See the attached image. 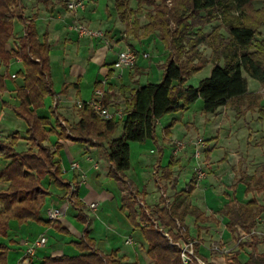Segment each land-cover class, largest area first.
<instances>
[{
	"label": "trees",
	"instance_id": "obj_1",
	"mask_svg": "<svg viewBox=\"0 0 264 264\" xmlns=\"http://www.w3.org/2000/svg\"><path fill=\"white\" fill-rule=\"evenodd\" d=\"M112 1L118 19L124 25L125 38L131 36L142 42L157 36L167 49L168 58L162 66L160 82L142 85L133 78L131 84L120 87L119 90L125 96L122 118H101L86 102L77 108L79 121L70 127L73 140L97 141L100 146H106L110 178L126 185L130 143L148 139L157 142V122L166 114L186 109L198 99L203 101L202 111L205 114H214L224 107L233 110L238 118L244 117L247 112H257L258 119L264 120L263 96L248 91L247 78L243 75L245 73L264 86V36L260 31L264 26V6L255 8L259 0ZM24 9L22 0H0V66L8 69L9 63L16 60L22 65V70L16 74L22 82L14 90L19 104L13 108V112L27 125L28 144L25 150L17 151L15 147L19 137L16 135L0 141L3 150L1 157L5 162L0 170V183L7 184L6 189L0 190V238L7 235L10 215L19 220L43 222L41 210L48 195L45 180L49 185L66 189V196L70 194V185L62 182L61 169L55 160L60 144L53 147L47 144L52 132L51 124L47 118L37 114L45 98L56 95L51 81L50 44L47 34L42 39L37 32L36 14L28 18L24 15ZM144 10L146 23L141 24L139 16ZM16 20L22 23L23 34L14 38L13 24ZM206 27H211V31L205 32ZM11 42L12 46L7 48ZM199 46L209 48L217 59L210 75L193 87L186 85L187 79L200 71L208 61ZM131 49L138 55L135 49ZM220 61L223 65L219 64ZM7 76L0 72V96L7 91ZM71 86L65 85L62 92H67ZM97 86H100L99 83ZM108 99L109 96L104 97L106 106ZM3 104L6 106V103ZM53 114L59 139L67 140L58 115L55 111ZM119 126L121 134L114 138ZM169 129H164L166 136L169 135ZM258 144L264 145V137ZM159 153L160 159L161 150ZM177 166L178 161L173 156L164 167L158 163L155 171L157 190L165 191L169 186L174 193L169 199L161 195L159 203L150 209L149 214L137 206L130 194L123 196L121 201L120 211L125 214L133 230L140 231L146 243L145 253L152 264H183L179 249L171 246L169 240L154 228L155 222L176 241L179 234L176 232L175 220L182 225H185L188 215L194 217L195 224L212 220V217H206L196 207H189L196 178L193 176L187 186L178 188L179 172L174 175ZM240 180L244 182L247 193H263L264 165L257 174L243 175ZM74 194L70 199L79 210V220L86 227L84 236L74 243L77 253L44 256L39 263L33 262L34 255L30 256V264H138L102 255L94 248V243L85 234L89 219L81 213L83 206L73 198ZM219 214L227 218L226 228L235 235L238 246L249 249L244 262L235 255L228 264H264V252H257V245L264 242V236L261 240L254 234L257 218L264 215V203H258L255 199L245 203L229 201L219 210ZM45 223L66 233L59 221L49 220ZM238 231L248 236L249 241L240 242V238L236 237ZM186 235H189L188 231ZM196 248H199V241ZM7 251L8 248L0 243V264H7ZM201 258L205 260V257Z\"/></svg>",
	"mask_w": 264,
	"mask_h": 264
},
{
	"label": "rangeland",
	"instance_id": "obj_2",
	"mask_svg": "<svg viewBox=\"0 0 264 264\" xmlns=\"http://www.w3.org/2000/svg\"><path fill=\"white\" fill-rule=\"evenodd\" d=\"M50 1V2H49ZM46 2V4H42L40 0H22V3L24 4V15L28 18H31L33 16V13L36 12V9L43 10L44 6L49 7L51 3H56L57 0H49ZM264 1V0H263ZM83 3L85 4V11L88 13H91L92 9H95V13L92 14V21L99 23L101 22L100 31L104 33V36L102 39H96V38H88L85 37L83 40H77V38L74 36L73 33H67L65 30H63L62 27L60 29H54V25L56 23L55 20H51L48 15H39L36 20V29L40 36L44 37L47 33V39L48 43L50 44V51H49V60H50V72H51V81L53 85V90L56 92V94H59V100H58V111L62 114H65V110L67 107H73L75 105V102L78 100L75 94L76 89L71 88L68 91V95H63L61 91L63 90V87L65 85H72L74 83L78 82L79 90H80V98L88 100L92 94V89H94L95 84V78L98 75V67L93 65L89 62L91 56L94 52V45L100 43L103 41V44H106V30L113 28L112 24L116 25L118 24V17L115 13V10L113 8V1L112 0H83ZM258 3V1H257ZM259 4V3H258ZM134 5V4H133ZM106 6L108 7V10L111 14L110 19L106 16ZM145 10L143 13L139 16L141 24L146 23V19L144 18ZM110 22H108L109 20ZM91 24L88 28L94 29L98 28L95 27L97 23ZM217 23H214L216 25ZM205 32H210L211 27H206L204 29ZM261 33L264 36V26L261 28ZM225 34V31H223ZM23 34V25L19 20L14 21L13 24V36L14 38L20 37ZM117 40H120V33L117 32ZM67 38L71 39V41H65ZM132 40H129L127 45L124 43V41H120L117 45L116 49L124 50L128 48V46L134 47V49L138 52H140L142 49L147 51L148 57L147 58H140L139 62L143 65V67L146 69L148 74L141 75L136 77L140 70L136 69V67H133L129 70H125V83L131 84L129 75L131 72L132 78L137 79L139 84H146L148 82H160L163 70L162 66L165 64L168 53L167 49L164 47V45L159 41V39L156 37H153L150 41L144 40L142 42H138L136 39L130 36ZM101 40V41H100ZM143 46V48H141ZM146 47V48H145ZM199 50L203 51L206 59L208 60L206 65L197 73L189 77L186 81V85H191L193 87H197L200 83V81L210 75V71L213 67V63L216 61V57L213 54V52L209 48H205L204 46H199ZM142 53V52H141ZM139 55V54H138ZM139 58V57H138ZM220 65H223V62L220 61ZM22 70V65L20 63L11 61L9 63L8 69H4L0 66V71L2 73H5L9 77L11 74H17L19 71ZM138 71V72H137ZM82 75V79L80 81H77V75ZM246 78L247 75L244 74ZM6 77V86L7 91L0 96V134L2 135V140L5 141L8 140L11 136L16 135L19 137V140L16 145L17 151H22L27 148L28 144L26 142V131H27V125L26 123L18 118L15 113L13 112V108L18 107V101L15 98V95L12 93L15 90L16 86L21 85V78L18 77L16 80H11ZM104 77V76H103ZM249 79V78H248ZM249 85L252 86L254 81L249 79ZM72 87V86H71ZM122 97H125L124 94L119 91ZM264 92V91H263ZM6 103V106L3 104ZM202 100L198 99L194 103L190 104V112L185 113L186 117L191 116L197 120L196 124L198 127V136L194 137L195 139L201 138V139H211V129L216 122H218L219 118L212 120L209 124L205 122H202L204 119L205 113L202 111ZM56 112L55 106H54V99L52 96H48L45 98L43 102V106L39 107L37 109V114L40 117L47 118L50 121L52 132L49 134L48 142L47 144L51 147L60 144V148L56 154L57 160L63 159L66 163V153L63 149V145H61L63 142L59 139V130L56 126V117L54 116L53 112ZM72 112V111H71ZM181 112H172L169 114L164 115L159 123L156 125V136H157V142H155L153 139H148L145 142H131L130 143V167L125 172V176L127 179L131 180L133 182V186L136 187L139 191H142L143 188L148 191L149 197L146 199V203H148V207L153 206V202H157L159 197L161 196L160 191L157 190V187L154 185V179H153V164L159 159L160 157V148H162L163 145V127L167 126L168 122H170L172 116L179 117ZM210 118V116H208ZM222 122V129L220 130V142L219 146H226L227 143L223 138V135L226 132V129H228V123L230 125L236 124V130L239 128V126L243 127L245 126L246 122H248L249 126L255 130V132L261 134L260 136L264 135V120L261 121L258 119L257 112L251 113L247 112L244 117L238 118L235 114V112L231 109H227V118ZM66 118L68 121L72 124L75 118L73 119L72 115H66ZM201 119V121L199 120ZM59 123L61 124V121L59 120ZM66 126H63L61 124V127L64 129L66 136L68 139H74V135L71 133L70 127L71 125L66 121H64ZM245 123V124H244ZM238 126V127H237ZM232 127V126H231ZM242 130H246L245 128H242ZM241 132V131H240ZM250 132V131H248ZM176 135L178 134L180 136V130L176 128L175 131ZM244 133V132H242ZM121 134V127L119 126L114 134V138L119 137ZM213 134V133H212ZM241 136L239 135L238 138ZM261 139V138H260ZM231 139L228 141L230 142ZM232 142V141H231ZM72 143V142H71ZM70 145V144H69ZM264 146V145H263ZM70 147H73V150L76 152H82L85 149V146L73 142ZM194 147L191 146L189 149L192 152H188L186 157H184V163L182 164L183 168L182 171L179 173V179H178V187L184 188L185 185L189 182L192 173L194 172V168L196 167V162L193 157L194 155ZM219 152L216 153L217 156L222 154V149L219 148ZM187 151V150H186ZM172 150L170 147H165V155L162 158V167L167 165L168 162L171 159ZM3 153V150L0 148V170L4 167V160L1 157V154ZM201 156L204 155V151H202ZM96 157H98V154H96ZM262 167L257 168V173L260 171ZM206 177L209 175V170L206 169L205 171ZM243 173V172H241ZM178 172L175 170L174 175L176 176ZM85 181L88 183L87 185L82 186V191L86 190L88 194V198L91 200H97L99 197L102 196V193L105 192V190L115 193V190L119 189V186H123L122 184H118L115 182V180L111 178L102 179L99 182L103 185H99L91 179H85ZM130 182V181H129ZM131 182V183H132ZM0 186H2V183H0ZM44 186H47V183L44 182ZM126 190V185L123 186ZM48 188V187H47ZM224 188V187H222ZM115 189V190H114ZM227 189V188H226ZM54 189L50 188L48 195V198L45 201L44 208L41 212V217L46 219L45 210L47 208L51 209H58L61 214H65V217H61V221L63 222L64 226L68 228L69 234L63 233L59 230H56L53 228L52 232L47 233V238L49 239V243L51 245L60 243V242H66L69 243V241L78 240V238L83 233L84 229L86 228L84 224L81 223V221L78 218L77 210L73 207V205L67 201V199H54L55 193L53 191ZM172 189L168 186L166 190L163 192L166 194V198H170L172 195ZM212 191V190H211ZM223 192V191H222ZM211 193H207L206 195L209 196ZM137 194L134 192L132 195L133 197ZM93 198V199H92ZM215 198V197H214ZM217 198V197H216ZM54 199V200H52ZM136 199V198H135ZM220 200L224 201V198L219 197ZM240 199L243 202H246L248 199H255L259 203H264V192L263 193H252L251 196L247 195H241ZM99 201L103 202V200L98 199ZM89 201V202H90ZM138 201V200H137ZM210 201V200H209ZM218 202V201H217ZM118 204V200H117ZM110 204L106 207L104 205H101L99 208L98 214H100V211H104L106 214V226L100 221L97 220L92 213H89V218L92 221L90 224V229L94 228L96 233H99V239L106 240V247L109 244L112 248H121V250L128 251L132 248L136 247L141 249L140 244L143 246L144 251H140V255L136 259V262L139 264H152L149 260V258L145 254L146 249V243L139 231H133L131 225L127 222L125 219V216L121 213L114 212L112 208H110ZM214 218H211L212 220L206 221L205 225H202L203 228L198 232L197 227L193 224L194 223V217L189 216L187 219L186 229L189 230L191 233L192 238L196 237L199 241L200 249L202 250V254L205 255L206 260L205 262L207 264H228L231 259L237 255V258L239 261L244 262L247 259V254L249 249L246 248H240L238 246V241L234 239V236L227 233V230L225 228V223L227 219L220 216L219 214L212 213ZM103 220V219H102ZM105 220V219H104ZM90 221V222H91ZM257 226L254 229V234L258 238H262L264 236V215L259 216L257 218ZM13 221L10 222V229H8V239L9 237L18 239H15L19 242L20 234L13 232L14 226ZM201 224V223H200ZM26 229V228H24ZM52 229V228H51ZM26 232V231H25ZM15 235V236H14ZM236 237L240 238V242L249 241V237L246 236L242 231H238L236 233ZM5 238H2V241L4 240L5 243L9 244V253H8V262L9 264H17V261L19 259H22L24 257V253H21L19 250V247H15L13 245H10L9 240ZM106 238V239H105ZM128 238H131V243L128 245H124V241ZM262 240V239H261ZM201 242V243H200ZM217 249V250H212ZM212 250V251H210ZM205 251V253L203 252ZM74 248H70L68 251H62L61 255H71L74 253ZM257 252L263 253L264 252V242L257 245ZM60 255V256H61ZM40 260H36L34 263H39ZM20 264H30L29 259H25Z\"/></svg>",
	"mask_w": 264,
	"mask_h": 264
},
{
	"label": "crops",
	"instance_id": "obj_3",
	"mask_svg": "<svg viewBox=\"0 0 264 264\" xmlns=\"http://www.w3.org/2000/svg\"><path fill=\"white\" fill-rule=\"evenodd\" d=\"M40 1H42L40 3L46 4V2L49 0H40ZM65 1L68 2L71 0H57L56 3L55 2L51 3L49 7L44 6L43 10L37 8L36 12L33 14H36L37 18L41 14L42 15H48V17H50L51 20L56 21V23L53 27L54 29H60V27H62L63 30H65L67 33H73L74 36L77 38V40H83V38H85V37H79L77 35V33L72 29V27L75 23H81V24H84L88 27L91 24H93L95 21L94 20L92 21L91 16L93 13H95V9H92L91 13L90 12L87 13L85 11V8H84V10H81V9L69 10L67 8V5L66 6L64 5ZM258 3L257 2L255 3L256 9H260L264 6L263 0H259ZM106 16L109 19L111 17V14H110L107 6H106ZM37 18L35 19V23H36ZM110 21L111 20H109L108 22H110ZM95 23H97V22H95ZM97 25H98V28H94V30L100 29L101 22L97 23L95 25V27H97ZM112 25H113V28L106 30V44H103L104 42L101 40H100L101 41L100 43L95 44L93 55L91 56V58L89 60L90 63H92L93 65L98 67V73H97L98 75L95 78L96 82L94 84V89H92L93 91H92L90 98L88 100L80 98V90H79L78 82L72 84V87H70L69 89H71V88L76 89L75 94H76V97L78 99L76 102H88L93 98V94H94V91L96 89L103 90L105 97L109 96L108 106H106V105H104V106L108 109V111L110 113L114 114L118 111H121V113L123 111V103H124L125 98L122 97V95L119 92L120 87L129 85V84L125 83V80H126L125 70L120 71V70L114 69V67H113V63L116 60L117 53L119 51H121V49H116V48H117V45L120 41H124V43H126V45H127L128 41L132 40V39L130 37L125 38L126 36L124 33V25L120 21H118L117 25H116V23L112 24ZM117 32L120 33V40H117L118 39L117 35H116ZM40 38L43 39L42 36H40ZM152 38H153V36L151 38H148L145 40L150 41ZM65 41L66 42L71 41V39L67 38ZM12 44H13L12 42L10 44H8L7 48L11 47ZM128 48L134 49V47H132L130 45L128 46ZM141 48H143V46H141ZM143 53H147V51L142 49L140 52H138L139 58L136 61V69H138L140 71L139 72L137 71L139 74L136 77L148 74L146 69L139 62L140 58H143L142 57ZM1 67H3V66H1ZM136 77L134 78L135 80H136ZM247 77L255 82L250 87L249 79L247 78L248 91L253 92V93L262 94V96H263L262 103L264 104V92H263L264 86L261 85L258 81L250 78L249 76H247ZM129 78H130V81L132 83L133 78H132L131 72H130ZM9 79L16 80L17 77L14 79H12L10 77ZM77 79H78L77 81H80L82 79V75L80 73L77 75ZM97 83H99L100 86L99 87L97 86V88H96ZM69 89L67 90V92L63 93L61 91V93L66 96V95H68L67 93H68ZM12 93L15 95L14 91ZM53 99H57V101H58L59 100V94H56L55 96H53ZM202 103H203V101H202ZM117 105H119V107ZM57 107H58V104H57ZM57 107L55 108L56 114L58 115L59 120L61 122L67 121L71 126H74L79 121V117L77 115V107L75 105L73 107H71L72 112L70 111V107H67L65 110V114L60 113L58 111ZM189 110H190V106L187 107L186 109L182 110V111H178V112H181L180 114H182V115H180L179 117H177L175 115L172 116V118H171L170 122H168L167 126L163 127V145H162V148H160V150L162 152L161 158L158 159L152 165L153 166V179H154L155 187H157L156 178H155V171H156L158 163L162 167L161 164H162V158L165 155V147L168 146L172 150L175 141L186 142L187 146L183 151L178 153L177 156L172 155L175 158V160L178 161V166L174 168V171L176 170L179 173L182 171V168H183L182 164L184 163V161H183L184 157H186V155L189 151L192 152L189 148L192 146L191 143H192V141H194V137L198 136L197 135L198 134V127L196 124L197 120L195 118L191 117L190 115L186 117L185 113H187V112L189 113L190 112ZM66 115H72L73 119L75 118L76 120H74V122L71 124L68 121V119L66 118ZM204 116L205 117H204V119H202L203 120L202 122H205V124L206 123L209 124L212 120H215L217 118H219V120H218V122H216V124H214L212 126V129L210 130L213 133V134L211 133V139H204L203 138V140L205 142V146L202 149L204 151V155H205L204 156V162H205V168L204 169H205V171H206V169L209 170V175L207 178L203 179L199 183H196V186H195V188L191 194L188 205H189V207H196L199 211L204 213V215L206 217L214 218L212 213L219 214V210H221L229 201H236L238 203H242V201L240 199L241 195H247V196L252 195V193H247L245 191V184L240 179L243 175L252 176L254 174H257V168L262 167L264 165V146H261L258 144L260 138L264 137V135L260 136L261 134L255 132V130H253V128H251L249 126L248 122H246V124L244 123L245 126H243V127L239 126V128L237 130H236V124L230 125V123H228V129H226V132L223 135V138L226 141L227 145L225 147L224 146L222 147V146H219L220 130L222 129V122L225 119H229V117L227 118V109H225L224 107H220L214 114H205ZM208 116H210V118ZM116 118H118V117H116ZM120 118H122V117H120ZM199 120L201 121L200 118H199ZM159 121L157 123H159ZM166 127H170L169 133H168L169 135H167V136L164 134V129ZM176 128H178L180 130V136L178 134L176 135V133H175ZM242 128H245L246 130H242ZM248 131H250V132H248ZM242 132H244V133H242ZM239 135L241 136L240 138H238ZM230 139L232 142L231 141L228 142ZM62 142H63L61 144V145H63L62 150H64L66 153V156H65L66 157V163H65V160L61 159V157L59 160H57V158L55 157V160L58 162V165L61 169L62 182L67 183L69 185L73 183L75 185V194H74L73 198H75L76 200H78L82 204L83 210L81 213H83V215L89 219V224L87 226V230H86L85 234L87 235V237L89 239H91V241L94 243V248L100 254L107 255V256H114L115 258H123V259H125V261L130 262V263L136 262V259L141 254L140 251H144L143 246L140 244L141 249L134 247L128 251L127 250L126 251L121 250V248H112L109 244L106 247V240H101V238L99 239V236H100L99 233H96L97 231L95 232L94 228L90 229V224L92 223V221L89 218V213H92V215L97 220L99 219L106 226V214L104 213V211H100V214H98L99 208L101 205H104L106 207V204L107 205L110 204V206H111L110 208H112V210L115 213L116 212L118 213V211H119V213H121L125 216V214L120 211L121 205H122V202H121L122 198L125 195H129V194L133 195L135 192L137 195L134 196V199L136 198L135 200L138 204L137 206L142 208L143 211L147 210L145 212H147L149 214L150 209L159 203V199L157 202L156 201L153 202L152 203L153 206L149 208L148 203H146V199H147V197H149L148 191L144 188L142 191H139L136 187L133 186V182L131 180L127 179L125 176L126 181H127L126 182L127 183L126 184V190L124 189V187H123L124 185L122 183L115 181L116 183L122 184L123 186L122 187L119 186L118 187L119 189H117V190L114 189L115 190L114 194L108 190L107 191L105 190V192L102 193V196L98 198L100 200L102 199L103 202L99 201L98 199L90 201L89 200L90 198H89L87 200V198H88L87 191L86 190L82 191V188H83L82 186L88 184L85 181V179L88 178V179L93 180V182H95L99 185H103L99 181L102 179H106V177L110 178L108 176L109 164H108V162L106 160V156H105L106 146L105 145L100 146L97 141L79 142V141H76L73 139H67V140H63ZM71 142L72 143L73 142L80 143V144L85 146V149L82 152H76L73 150V147H70V145H72ZM219 148L222 149V154L217 156L216 153L219 152V150H220ZM96 154H98V157H96ZM72 163H77L78 169L72 170L71 169ZM158 172H160L159 169H158ZM241 172H243V175L241 174ZM193 176H194V172L192 173L191 178ZM191 178H190V180H191ZM44 182L47 183V186H45V187L46 188L48 187L47 188L48 195H50L49 189L50 188L54 189L53 190L55 193L54 199H56V198L57 199H61V198L67 199V201H69L73 205V207L77 210V213L79 214V210L74 206L73 200L70 199L68 196H66V189L58 188L55 185H49L47 180H45ZM188 184H189V182L185 186H187ZM6 187H7V184L2 183V186H0V190H4V189H6ZM222 187H224V188H222ZM163 192L164 191H160V194L162 195ZM173 193H174V191H172V195H173ZM207 193H211V194H209V196H207L206 195ZM48 195L46 196L45 201L48 198ZM164 196H166V194H164ZM219 197L224 198V201L220 200ZM54 199H52V200H54ZM117 200H118V204H117ZM248 200H250V199H248ZM91 203H97V209L95 212H91L90 210H88V205ZM243 203H245V202H243ZM44 205H45V202H44ZM43 208H44V206H43ZM43 208H42V210H43ZM49 209H51V208H47L45 210L46 218H47V211ZM42 210H41V212H42ZM189 216H191V215L187 216L186 223H187V219L189 218ZM62 217H65V214H62ZM191 217H193V216H191ZM224 218L227 219L226 217H224ZM41 219L43 222L38 223V222L31 221V220H19L14 215H10V218L8 220L9 229H10V222L13 221L14 222L13 226L15 229V230H13V232L16 233L15 235H17V233H19L21 238H19V242L17 240H15V239H18L17 237H15V238L9 237V239H8V231L9 230H7V235L5 237H7L6 239L9 240L10 245H13L15 247L16 246L19 247L20 252L24 253V257L22 259H19L17 261V264L22 263L25 259L30 260L29 256L28 257L25 256L26 245L29 243H32L33 241H35L41 237H44L46 239V244L43 247L38 248L36 250L35 256L33 257V262H35L36 260H40L44 256H48V255L53 256V257L54 256H60L62 251H68L71 247L74 248V250H75V252L72 253L71 255H74L77 253V250L74 247V243L78 242L84 236V231L81 234V236L78 238V240L69 241V243L60 242V243L51 245L49 243V239L47 238V233L52 232L54 227L51 225H47L45 223L46 221H49L48 218L46 220V219L41 217ZM125 219H126V216H125ZM57 221H59L61 227L66 230V234H69L70 232H68L69 231L68 228H66L64 226L63 222L61 221V218L58 219ZM200 223L201 222H199L198 224L193 223L197 227L196 229L198 232L201 230V228H203L202 225H205L206 222L201 223V224ZM24 228H26V229H24ZM225 228H226V223H225ZM226 230H227V228H226ZM133 231H138V230H133ZM187 231H188L189 235L192 236L188 229H187ZM227 233L230 234L232 237V234L230 231L227 230ZM69 235H71V234H69ZM5 237L0 238V243L4 244L8 248L7 255H6V262H7V264H9V262H8L9 244L5 243L4 240L2 241V238H5ZM196 239H198V238L196 237ZM128 241H129V243H128ZM131 242H132L131 238H128L127 240L124 241L123 244L128 245ZM212 250H217V249H212ZM212 250H210V251H212ZM201 251L202 250L200 249V246H199V248H198L199 254L201 256L205 257V255H207V254L205 253V251H203L205 254H202ZM205 260H206V257H205Z\"/></svg>",
	"mask_w": 264,
	"mask_h": 264
},
{
	"label": "built area",
	"instance_id": "obj_4",
	"mask_svg": "<svg viewBox=\"0 0 264 264\" xmlns=\"http://www.w3.org/2000/svg\"><path fill=\"white\" fill-rule=\"evenodd\" d=\"M67 8L69 10H76V9L84 10L85 4L83 3L82 0H71L67 2ZM72 29L77 33L79 37L102 39L104 36V33L102 31L90 29L86 25L81 23H75ZM138 57L139 55H137L134 52V50L130 48H126L117 53V57L115 62L113 63V67L114 69L120 71L129 70L134 67ZM142 57L147 58L148 54L143 53ZM14 62L20 63L19 60H16ZM10 77L12 79L16 78V74H11ZM104 97H105L104 91L101 89H96L94 91L93 98L90 101L86 102V104L90 108H92L93 111L101 118L111 119L112 117H118V118L122 117L121 111H118L114 114L108 111V109L104 106ZM82 103L83 102H76L75 106L77 108H80L82 106ZM57 104H58L57 99H54L55 108L57 107ZM61 124L63 126H66L64 122H61ZM2 138L3 137L0 134V141L2 140ZM191 144L194 147L193 157L196 162V167L194 168V176L196 178V183H199L206 177V173L204 169L205 168L204 157L201 156V153L203 151L202 149L205 146V142L203 139L198 138L192 141ZM186 146L187 144L184 141H175L171 154L173 156H177L178 153H180L186 148ZM71 169L72 170L78 169L77 163H72ZM74 192H75V185L72 183L70 184V194L68 195V197L71 198ZM162 195L164 194L162 193ZM96 209H97V203H91L88 205V210H90L91 212H95ZM61 217L62 214L58 209H49L47 211V218L50 221H57ZM175 222L177 226L176 232L177 234H179V239L176 241H173L170 235L168 234V231L162 228L157 222L154 223V228L169 240V244L171 246H175L179 249L180 257L183 264H207L205 260L201 258L198 249L196 248V245L198 244V240L192 238L190 235H186L187 229L185 225H182L178 220H175ZM45 244H46V239L44 237H41L33 241L32 243L27 244L25 249V256L27 257L34 256L36 250L38 248L43 247Z\"/></svg>",
	"mask_w": 264,
	"mask_h": 264
}]
</instances>
